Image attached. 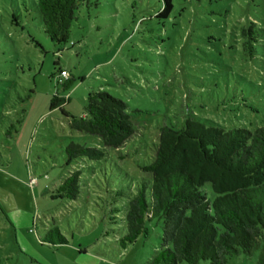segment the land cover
<instances>
[{
  "label": "rangeland",
  "instance_id": "374dc122",
  "mask_svg": "<svg viewBox=\"0 0 264 264\" xmlns=\"http://www.w3.org/2000/svg\"><path fill=\"white\" fill-rule=\"evenodd\" d=\"M32 5L0 0V264H149L161 251L162 221L123 249L124 215L113 222L111 211L152 180L140 166L154 155L161 128L180 130L190 118L264 127V50L249 60L236 39L249 22L264 27V0H174L169 19L157 18L162 0H87L62 51ZM61 70L74 80L67 92L55 79ZM99 90L129 104L136 135L100 162L68 164L71 143L101 149L97 137L70 125ZM56 95L70 98L69 118L51 110ZM79 168V200L57 198ZM56 229L67 245L45 242H58ZM260 257L258 250L229 264Z\"/></svg>",
  "mask_w": 264,
  "mask_h": 264
},
{
  "label": "trees",
  "instance_id": "16d2710c",
  "mask_svg": "<svg viewBox=\"0 0 264 264\" xmlns=\"http://www.w3.org/2000/svg\"><path fill=\"white\" fill-rule=\"evenodd\" d=\"M30 1L40 15L44 33L62 51L87 0ZM162 4L157 18L169 19L174 0H162ZM236 39L245 58L257 59L259 50H264V27L249 22ZM73 82L70 78L57 85L67 92ZM69 102L70 98L56 95L51 110L59 109L68 117L63 107ZM85 110L84 116L72 118L71 128L97 137L101 149L71 143L66 150L68 164L84 159L100 162L106 149L119 150L136 135L129 104L110 93L91 92ZM140 168L152 180L139 186L122 209L111 211L113 222L117 215H124L123 249L148 234L149 222L162 221L161 251L149 264H229L234 257H249L258 250L259 264H264V127L226 129L190 118L180 130L161 128L154 155ZM83 173L81 168L71 173L57 189V198L78 201ZM55 231L58 242L52 236L45 242L67 245L59 229Z\"/></svg>",
  "mask_w": 264,
  "mask_h": 264
},
{
  "label": "built area",
  "instance_id": "2783aa9c",
  "mask_svg": "<svg viewBox=\"0 0 264 264\" xmlns=\"http://www.w3.org/2000/svg\"><path fill=\"white\" fill-rule=\"evenodd\" d=\"M69 80H70V74L68 73V71L61 70L59 76L57 77V82L59 84H64V83H66ZM31 184L34 185L35 184V181L32 180Z\"/></svg>",
  "mask_w": 264,
  "mask_h": 264
}]
</instances>
